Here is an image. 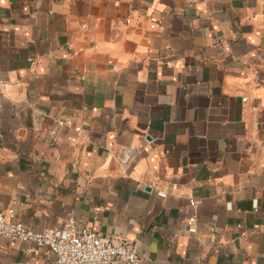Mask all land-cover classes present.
Returning <instances> with one entry per match:
<instances>
[{
    "label": "crops",
    "instance_id": "crops-1",
    "mask_svg": "<svg viewBox=\"0 0 264 264\" xmlns=\"http://www.w3.org/2000/svg\"><path fill=\"white\" fill-rule=\"evenodd\" d=\"M0 81L7 221L264 264V0H0ZM54 261L0 237V264Z\"/></svg>",
    "mask_w": 264,
    "mask_h": 264
},
{
    "label": "built area",
    "instance_id": "built-area-1",
    "mask_svg": "<svg viewBox=\"0 0 264 264\" xmlns=\"http://www.w3.org/2000/svg\"><path fill=\"white\" fill-rule=\"evenodd\" d=\"M3 87L4 83L0 81V94ZM55 134L54 130L50 131L51 143ZM157 194L164 196L160 191ZM201 202L188 201L191 207ZM61 231L62 235L56 230L35 231L21 222L7 221L0 212V237L29 242L36 249L46 248L55 255L54 264H142L136 244L127 239L104 241L94 231L77 225L71 217L63 221Z\"/></svg>",
    "mask_w": 264,
    "mask_h": 264
}]
</instances>
